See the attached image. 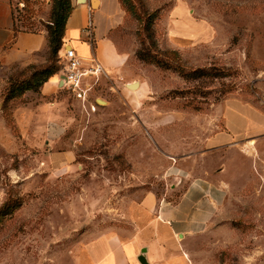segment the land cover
Here are the masks:
<instances>
[{
    "label": "rangeland",
    "instance_id": "1",
    "mask_svg": "<svg viewBox=\"0 0 264 264\" xmlns=\"http://www.w3.org/2000/svg\"><path fill=\"white\" fill-rule=\"evenodd\" d=\"M119 1L124 19L110 39L125 62L117 78H100L95 110L60 87L59 122L20 132L11 110L41 103L39 92L4 106L24 141L0 145V264H93L90 246L129 237L147 195L158 205L179 197L182 162L214 152L207 144L229 115L244 130L225 154L226 200L186 249L168 242L170 264H264V0ZM37 4L18 28L48 34L52 0ZM51 64L61 68L48 48L42 64L13 70L0 82L4 99ZM196 70L213 77L190 78Z\"/></svg>",
    "mask_w": 264,
    "mask_h": 264
},
{
    "label": "crops",
    "instance_id": "2",
    "mask_svg": "<svg viewBox=\"0 0 264 264\" xmlns=\"http://www.w3.org/2000/svg\"><path fill=\"white\" fill-rule=\"evenodd\" d=\"M38 1L42 2L0 0L1 83L5 82V78L6 81L9 79L13 70L40 65L45 61L49 48L48 34L17 29L19 13L25 12L29 5L36 9L43 6L38 5ZM97 1V6L94 7L91 0H71L72 10L66 22L63 50L68 47L75 49L86 62L97 59L106 69V78L114 79L125 62V56L118 52L110 34L124 19V11L119 0ZM21 4L24 6L21 7ZM178 10V15L185 16L186 19L187 16L181 12L183 10ZM90 22L94 25L93 42L88 36ZM5 72L8 74L5 75ZM61 78L60 74L55 75L43 85L37 94L41 103L28 105L29 107L26 104L17 105L11 110L14 125L20 132H41L43 129L48 130V123L59 122V116L63 113L58 97ZM120 83L115 80V84ZM31 93L33 92L26 96ZM3 94L0 89V145L7 148L20 144L24 138L18 136L17 139L11 131L5 116ZM235 118L229 115L227 130L209 140V151L216 149L214 152L207 153L204 158L193 155L182 162L177 175L178 184L172 189L180 190L179 197L173 201L163 200L158 205L153 194L147 195L138 204L137 214L132 221L134 227L129 237L116 231L115 238L104 237L90 246L88 255L93 264H140L138 258L143 249L147 250L145 256L149 263L170 264V260L176 257V254L170 256L171 247L177 252L179 247L185 248L183 243L209 229L224 204L230 187L225 154L244 130L239 123L241 120L238 119L237 124ZM50 145H53L52 141ZM176 240L182 243H177ZM170 241L173 243L171 247L168 243ZM184 255L187 253L182 255L183 258Z\"/></svg>",
    "mask_w": 264,
    "mask_h": 264
},
{
    "label": "trees",
    "instance_id": "3",
    "mask_svg": "<svg viewBox=\"0 0 264 264\" xmlns=\"http://www.w3.org/2000/svg\"><path fill=\"white\" fill-rule=\"evenodd\" d=\"M29 8H31L30 5L26 8L25 12L29 10ZM71 10H72L71 0H52V10H51L52 21L51 24L47 26V32H48L49 52H50L51 60L53 61H56V59L60 56L61 51L63 50L64 38L66 32V22L70 15ZM21 13L22 12L19 13V16H21ZM17 29L19 30V28ZM141 59L144 58L141 57ZM58 71H60V68H58L56 64H51L50 66H47L41 70L35 71L31 75L30 80L16 82V84H12V86L10 87L11 89H9V92L4 99V106L6 105V102L18 98L27 91L40 92L43 85L46 82H48L53 76H55L58 73ZM211 71L196 70L189 77L195 79L205 76L213 77ZM215 76L216 75H214V77Z\"/></svg>",
    "mask_w": 264,
    "mask_h": 264
},
{
    "label": "built area",
    "instance_id": "4",
    "mask_svg": "<svg viewBox=\"0 0 264 264\" xmlns=\"http://www.w3.org/2000/svg\"><path fill=\"white\" fill-rule=\"evenodd\" d=\"M23 6L24 4H21V7ZM93 35L94 25L93 22H90L88 36L92 42ZM60 63L61 87L66 89L74 99L80 101L84 107L87 108V104H89V108L95 110L96 105L91 101L92 92L98 85L100 78L108 77L106 69L97 59H91L89 62H86L71 47L60 53ZM92 76L95 78L94 81L89 82L86 80V78ZM95 101L97 103L98 100L96 99Z\"/></svg>",
    "mask_w": 264,
    "mask_h": 264
},
{
    "label": "water",
    "instance_id": "5",
    "mask_svg": "<svg viewBox=\"0 0 264 264\" xmlns=\"http://www.w3.org/2000/svg\"><path fill=\"white\" fill-rule=\"evenodd\" d=\"M91 3H92V5L94 6V7H96L97 6V3H98V1L97 0H91ZM130 85H136V84H128V88H130L131 89V86ZM147 252V250L146 249H143L142 250V254L139 256V258H138V260H139V262L141 263V264H149V262H148V260H147V258H146V256H145V253Z\"/></svg>",
    "mask_w": 264,
    "mask_h": 264
},
{
    "label": "bare ground",
    "instance_id": "6",
    "mask_svg": "<svg viewBox=\"0 0 264 264\" xmlns=\"http://www.w3.org/2000/svg\"><path fill=\"white\" fill-rule=\"evenodd\" d=\"M132 84H136V85H130L132 90L137 89L139 87V83L138 82L132 83Z\"/></svg>",
    "mask_w": 264,
    "mask_h": 264
}]
</instances>
